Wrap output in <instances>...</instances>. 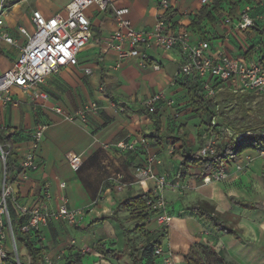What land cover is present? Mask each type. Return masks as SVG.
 Listing matches in <instances>:
<instances>
[{"label": "crops", "instance_id": "0c3cea01", "mask_svg": "<svg viewBox=\"0 0 264 264\" xmlns=\"http://www.w3.org/2000/svg\"><path fill=\"white\" fill-rule=\"evenodd\" d=\"M70 1L5 0L1 30L14 42L7 43L0 38V75L12 66L20 48L26 44V37L20 33L19 28L32 32L33 10H39L46 17L56 13L64 14L65 6ZM169 3V10L166 11L162 10L160 0H107L104 9L95 4L89 6L86 14L91 22L92 38L79 52L77 65L61 67L57 72L45 76L42 83L29 89L11 87L10 95L16 100V105L4 103L6 94L0 93V128L5 130L6 135L10 134V160L13 171L9 186L17 199L33 206L38 203L42 191L48 189L51 193V199L48 201L51 209L57 208L60 196L63 195L68 199L70 208H83L85 211L83 220L77 225L52 220L44 226L41 230V254L46 252L55 256L64 252L66 264L73 260L76 254H83L79 264H133L129 255L120 254L118 250L122 230L128 229L130 243L139 247L144 245L158 228H154L153 219L146 221L142 216H138L139 210L123 204V199L129 194L136 196L149 192L154 195L156 191L154 180H139L134 175L135 167L145 163L147 153L124 151L116 147V143L129 134L147 136V152L158 154L162 158V164L154 166L157 174H174L176 182L182 173L179 170L180 159L173 160L174 165L178 163L173 171L167 172L164 169L165 160H170L166 156V145L170 143L150 136L180 134L172 124L194 120L195 114L189 104L188 91L184 87V84L190 81L179 74V67L184 58L177 48L165 51L154 42L142 48L145 67L139 65L136 57H120L118 52L109 46L110 36L116 29L115 8L127 7V17L131 25L138 30H152L162 14L170 29L186 31L191 43L207 41L209 51L213 55L225 52L241 59L256 55L264 60V30L261 28L263 31L259 32L254 27L236 30L225 21L236 19L245 5L249 4L252 8L251 15H261L257 22L264 25V0H215L209 5H201L199 0H170ZM206 14H209L212 20ZM199 16H202L201 20H198ZM153 65H158L159 68L154 69ZM85 69H90V72L87 73ZM160 91L165 93L166 98L174 99L175 105L167 106L165 102H159L152 118V115L146 113L142 101ZM91 103H95L97 108L87 113L85 124L76 116L74 120L69 119ZM154 119L157 124H154ZM38 124L47 126L37 152L38 167L29 171L27 177L22 179L21 160L29 148L31 132ZM69 151L81 154L82 164L77 171H72L68 165L66 153ZM245 153L254 151L248 149L242 152L240 160ZM232 163L238 162H230L224 169L228 173L234 170L235 165ZM257 171L262 180L260 189L264 193V162L261 160L257 162ZM3 174L4 164L0 159V192ZM116 174H120L125 183L121 191L116 190L112 181ZM241 181L247 185V191L257 187V184L251 183L248 178L243 177ZM61 183H64V187H60ZM167 192L177 195L182 193L166 187L163 193L166 195ZM228 196L249 203H261L264 206L261 201L230 194L225 195L224 199H219L220 205L216 206L215 212L207 208L218 216L225 226L234 230L236 236L215 231L204 218L183 211V207L179 208L181 212L172 215L170 225L176 263L181 261L186 264L184 255L176 254V247L182 242V236L185 243L188 241L186 237L207 231L214 235L217 247H220L218 251L225 253L224 256L227 254L225 257L231 264L234 263L228 257H232L239 264H264V253L258 254L253 242H250L254 240L251 236L253 219L243 218L242 224L238 222L236 228L222 217L224 211L232 214L231 212L241 210L249 215L264 209H248L234 204L229 201ZM216 198H219L217 188H213L206 199ZM177 201L178 198L174 199L175 204ZM146 210L142 214L148 213L147 208ZM141 225L144 234L131 231ZM138 234L141 236L137 238ZM199 240L201 239L196 238L192 241ZM97 245L116 250V257L103 255L96 249ZM155 264H159L158 259H155Z\"/></svg>", "mask_w": 264, "mask_h": 264}, {"label": "built area", "instance_id": "2783aa9c", "mask_svg": "<svg viewBox=\"0 0 264 264\" xmlns=\"http://www.w3.org/2000/svg\"><path fill=\"white\" fill-rule=\"evenodd\" d=\"M170 0H160V6L163 11L169 10ZM215 0H199L201 5H209ZM5 0H0V38L7 43H13L14 40L1 30L3 24V4ZM95 4L98 8L104 9L107 0H71L65 6V12L56 13L51 16H44L39 10L32 12V32H27L20 27L19 31L26 37V44L19 50V54L12 66L0 75V93H5L4 103L16 105L10 95V88L15 86L21 89H29L43 82L45 76L57 72L61 67L78 64V54L87 45L92 38L91 22L86 14L89 6ZM251 5L247 4L241 10L234 20L226 19L227 23L236 30H246L255 26L261 15H251ZM129 9L120 7L114 9L116 19V29L110 36L109 46L116 50L120 57H136L141 67L146 66L145 54L142 48L156 43L162 50L177 48L182 54L184 61L179 67V74L187 80H195L199 83L202 94L207 99H213L224 91L234 96L239 94H250L255 97L253 104H258L257 98H260V104L263 106L264 114V60L262 57H249L247 59L231 56L225 52L213 55L209 51V43L205 40L191 43L186 31L171 30L165 16L161 14L154 28L150 31H141L134 28L127 17ZM263 19V18H262ZM258 48V47H257ZM158 69V65L152 66ZM88 73L90 69H85ZM251 99V100H252ZM248 101V100H247ZM245 101L244 105L248 102ZM159 102H165L167 106H174L175 100L166 98L163 91L142 101V106L147 114L155 112ZM124 102H122L123 104ZM121 104V106H122ZM220 104L215 105L218 110ZM97 108L95 103L88 104L80 109L69 119L74 120L75 116L83 124L87 121V113ZM226 108V107H225ZM224 108V109H225ZM59 111V109H57ZM219 111V110H218ZM223 111V110H222ZM218 117H212L205 122L203 142L196 146L197 156L203 158L214 157L218 152L214 148V140L211 133L213 128L218 126ZM47 126L38 124L30 135V145L20 164V177L25 179L31 170L38 167L37 152L42 142L44 132ZM259 131V132H258ZM256 133L264 137V130H258ZM252 131L233 132L230 135L234 141L252 134ZM116 147L126 151H145L146 161L144 164L136 166L134 175L139 180L152 179L156 183V191L146 201L148 209V221L153 219L158 227L168 226L172 216L164 208L165 201L163 191L166 187L182 191L184 183L179 181L170 183L165 174H157L154 166L162 164V158L158 154L148 153L149 141L144 135L133 136L129 134L125 139L116 143ZM171 149L172 146H170ZM264 157V150L258 151ZM223 153V149L221 150ZM0 159L5 164L6 152L0 145ZM66 159L72 171H77L81 164V154L69 151L66 153ZM235 169H241L237 164ZM226 170L214 171L202 178L204 184L219 182L227 177ZM121 175L113 176L112 181L115 188L121 191L125 183L121 180ZM5 173L3 174L2 188L0 192V264H5L7 255L5 241L8 239V230L10 236L13 233L12 215L22 218L20 231L32 237L39 238L42 228L52 220H60L69 225H77L84 218L83 208H70L68 199L60 196V202L55 209L49 207L48 201L51 199V193L48 189L42 191L37 204L33 206L20 202L15 196L10 186L4 185ZM168 181V182H167ZM64 187V183L60 184ZM11 209V211H10ZM8 228V230L6 229ZM153 255L158 259L159 264H176V258L173 253L171 241L166 235L160 241V244L153 249ZM19 259H12L19 264Z\"/></svg>", "mask_w": 264, "mask_h": 264}, {"label": "rangeland", "instance_id": "374dc122", "mask_svg": "<svg viewBox=\"0 0 264 264\" xmlns=\"http://www.w3.org/2000/svg\"><path fill=\"white\" fill-rule=\"evenodd\" d=\"M235 2V1H234ZM250 95V94H248ZM234 95L229 94L227 91L222 92L221 94H218L217 97L215 98V101H217L219 104L222 102V98L225 97L227 98L228 101L230 102L229 105L224 109V103L220 104L219 107V112L220 111H225L224 116L229 117L230 120H235L237 119V123L235 124L236 127L242 126V127H254L255 125H258L259 122L264 120V114H263V106L260 104V98H257L258 104H253L251 101L255 100V97L249 98L248 99V104L240 106V103L238 99L233 97ZM251 96V95H250ZM252 99V100H251ZM176 118V115H174ZM218 118V126L213 128L211 136L212 139L214 140V148L218 153H221V150L226 148L227 145L230 144V142H233L232 136L230 135L231 130L227 129L225 126V123L222 118ZM174 118V119H175ZM189 120V119H188ZM184 120L183 121H177L174 122L172 125H174V129L178 130L180 134H183L186 136V141L196 148L199 144L203 142V132L205 130V118L198 116L195 114L194 120L191 119L189 120ZM205 120V121H204ZM186 121V122H185ZM258 131V130H257ZM259 132V131H258ZM254 136H250L249 138H252ZM170 144L166 145V156L170 158V160H165L164 162V169H166L167 172L173 171L174 168H177V162L174 165L173 160L175 159H180L178 154H175L173 152V149L170 148ZM254 151V150H253ZM246 152L243 151V153ZM261 160L264 162V157L259 154V152L256 150L254 153H245L243 155V158L240 160V158L237 160L238 163H232L235 166L239 164L241 166V169H235L231 173H228L227 177L224 178V180L219 181V182H211L208 184H204L202 180L197 181L194 179V174L192 173V170H183L182 173L180 174L179 178H177L179 182L184 183V188L182 189V193H173V192H167L165 195L163 193V198L165 201V206L164 208L168 213L172 215H177L181 210L179 208L184 207V206H189L192 203H199L202 206L212 210L213 212L216 211V206L219 207L220 201L219 199H224L225 195H230L234 194L236 197L239 198H250V200L254 201H261L264 203V193L261 191L262 187V180L259 172L257 171V162ZM163 161H164V156H163ZM240 161V162H239ZM175 172V171H174ZM238 174V175H237ZM174 174H168L166 177L167 180L170 183L175 182L174 179ZM248 178V180L252 183H256L257 187L255 189H252L251 191H247V185L244 184V181H241V178ZM167 181V182H168ZM170 188V186H168ZM213 188H217V193L219 195V198L216 199H206V196L209 197V194L211 193ZM247 191V192H246ZM172 194V195H171ZM221 195V196H220ZM178 198V201L176 204L174 203V199ZM210 200V201H209ZM240 209V207H236ZM149 209V208H148ZM221 210V209H218ZM147 212V210H146ZM230 213H225V211L222 214V217L225 221L230 222L231 226L237 227L238 222L241 223L243 221L242 219L244 218L245 220L253 219L252 220V229H251V236L255 240L250 241L253 242L256 252L258 254H263L264 253V211L262 212H253V213H243L241 210L237 212H231ZM148 216V215H147ZM173 217V216H172ZM172 220V219H171ZM146 221H148V218H146ZM13 222V221H12ZM150 222V221H149ZM208 223V222H207ZM170 225L171 221L168 226L164 227H158L157 224L153 223L154 228L160 229L164 235L172 242V235L170 233ZM8 230V228H6ZM120 229V228H119ZM137 229V230H136ZM143 226L141 225L139 228L135 227L132 229V232H138L140 234H144V231H142ZM121 230V229H120ZM238 230V229H235ZM16 231V228H15ZM242 233V230L240 231ZM8 239L5 241L6 245V250L7 253L11 252V256H9L6 259L5 264H13L10 260L12 259L16 260V257L22 260H29L27 251L24 247V244L18 239L15 241L14 238V231L10 236V232L8 230ZM122 237L119 243V248L118 250L123 251L124 249V235L123 231L121 232ZM137 235V238L139 235ZM41 232L39 233V238L37 240L36 246L42 248V243H41ZM141 236V235H140ZM250 236V235H249ZM183 236L181 239L180 245L176 247L177 255L178 254H190L191 256H195L197 258H200V260H205L202 252H201V246L206 247V248H216L219 250L220 247H217V243L214 239V235L212 236L209 232L203 231L202 233H198L195 236H189L186 237L188 241L184 243ZM196 238H200L201 240L193 242L192 240H196ZM247 240V239H246ZM173 244V243H172ZM171 244V245H172ZM125 254L128 253L126 252ZM225 254V253H224ZM223 254V255H224ZM227 255V254H226ZM225 255V256H226ZM64 252H59L55 256H51L50 254L44 252L42 254V264H66L64 261ZM231 259V261L234 264H239L237 261H235L232 257H228ZM118 264V263H117ZM122 264H130V263H122ZM176 264H182L181 261L177 262Z\"/></svg>", "mask_w": 264, "mask_h": 264}, {"label": "trees", "instance_id": "16d2710c", "mask_svg": "<svg viewBox=\"0 0 264 264\" xmlns=\"http://www.w3.org/2000/svg\"><path fill=\"white\" fill-rule=\"evenodd\" d=\"M246 2H251L252 0H245ZM209 19L212 20V17L209 14H206ZM202 16L198 17V20H201ZM264 19V18H263ZM254 29L261 32L264 30V25L260 22H256L255 26H253ZM252 27V28H253ZM263 30H262V29ZM187 80V79H186ZM190 82H186L184 84V87L188 91V98H189V104L192 108V111L194 114H197L199 117L201 116L205 118L206 121H209L212 117L222 118L225 126L227 129L233 131V132H243V131H252L253 133L241 138L240 140L230 142L229 145L226 146L223 153H217L214 157L210 158H203L197 156V153L195 149H193L192 145L188 143L185 139L184 135L181 134H170L166 133L162 136L158 135H151V138L155 139H164L167 140L170 145L173 148V152L178 154L180 157L179 161V170H192V173L194 174V179L197 181L202 180V178L206 175L211 174L214 171L218 170H224L226 169L230 162H236L239 157L241 156V153L245 150H264V137H260L256 133L257 130H264V120L259 122L258 125H255L254 127H236L235 124L237 123V119L230 120L229 117L224 116L225 111H218L215 109V105L218 103L217 101L213 99H207L204 97V95L201 92L199 83L195 80H188ZM236 97L240 103V106L243 107L244 102L247 101L249 98H252L253 95L248 94H239ZM221 103H224L223 108L227 107L229 105L228 99L223 97ZM220 103V104H221ZM219 104V103H218ZM155 112L151 113L152 118H154ZM204 120V121H205ZM154 124H157V121L153 120ZM158 131V127L156 129ZM250 136H254L252 138H249ZM147 137V136H146ZM10 134L6 135V132L3 128H0V145L2 146L3 150L6 152V160L4 164V173H5V180L4 185L9 186L11 183V174L13 171V165L11 163V147H10ZM264 179V177H263ZM264 183V181H263ZM151 196V194L148 193H141L136 196H131L130 194L127 195L123 199V204L128 208H133L134 210H139L138 216H142V218L146 219L148 218V214H142L145 212L147 208L146 201ZM229 201H231L234 204L242 205L243 207H246L248 209H256V210H262L264 209L263 204L261 203H249L245 201L237 200L233 196H228ZM183 211L191 212L195 215H197L200 218H204L206 221H208L212 228L215 231H221L224 234L233 235L236 236V232L232 230L231 228L225 226V224L221 221V219L216 216L214 213H212L207 208L198 205V204H192L186 207H183ZM11 211V209H10ZM142 214V215H141ZM12 215V227L14 231V238L15 241L17 239H20V241L24 244V247L27 251L29 260H22L19 259V264H42V254H41V247H37L35 243H37V238L32 237L30 235L24 234L20 231V223L22 221V218L15 215L13 212H11ZM16 228V231H15ZM124 235V249L123 251H119V253H128L131 261L133 264H155V257L153 255V249L155 246L160 244V241L164 237V233L157 229L155 230L150 237L148 238V241L142 245V246H134L130 243L129 239V230H122ZM96 249L102 253L105 256L109 257H116V250H110L102 245H97ZM201 252L205 260H200V258H197L195 256H191L190 254L184 255V261L186 264H231L229 260L216 248H206L201 246ZM8 256H11V252L7 253ZM83 254H76L73 260H71L68 264H79L81 257ZM11 259V258H10ZM13 264H16L15 261H13Z\"/></svg>", "mask_w": 264, "mask_h": 264}, {"label": "water", "instance_id": "95a60500", "mask_svg": "<svg viewBox=\"0 0 264 264\" xmlns=\"http://www.w3.org/2000/svg\"><path fill=\"white\" fill-rule=\"evenodd\" d=\"M19 261V259H17Z\"/></svg>", "mask_w": 264, "mask_h": 264}]
</instances>
